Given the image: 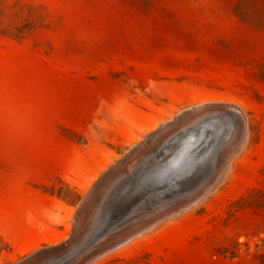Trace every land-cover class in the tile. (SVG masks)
Instances as JSON below:
<instances>
[{
    "label": "rangeland",
    "instance_id": "rangeland-1",
    "mask_svg": "<svg viewBox=\"0 0 264 264\" xmlns=\"http://www.w3.org/2000/svg\"><path fill=\"white\" fill-rule=\"evenodd\" d=\"M213 102L248 119L231 166L91 264H264V0H0V264L63 242L102 173Z\"/></svg>",
    "mask_w": 264,
    "mask_h": 264
},
{
    "label": "bare ground",
    "instance_id": "bare-ground-1",
    "mask_svg": "<svg viewBox=\"0 0 264 264\" xmlns=\"http://www.w3.org/2000/svg\"><path fill=\"white\" fill-rule=\"evenodd\" d=\"M218 107L224 109L225 113L223 116L228 120L230 117L229 114H231L232 111L234 113L242 112L246 117L243 110L236 105L224 102H213L198 106L195 109H192V107L189 109L186 108L181 115L176 117V121L162 122L160 124L161 126H158L159 128L157 127L155 130H152L150 135L143 137L141 142L135 145L123 159L116 161L115 164L97 178L89 190V193L75 209L73 229L63 242L35 251L16 264H63L67 259H73L70 264H85L92 256L95 258L96 256L104 254L108 245H112V250L124 246L127 242H130V240L127 239V236L130 234L136 238L138 236L140 237L146 231V229L142 228L162 219V217L168 215V213L174 210L179 204L187 202V200L184 199L179 200L175 204L169 202V204H166L168 206L166 208L168 209L164 211L158 209L151 213H146V210L143 211L149 203H154L155 206L160 207L161 205L156 202L158 198L165 195V191L171 193L177 190L172 185L167 189L161 188L160 184L157 182L160 180L159 176L161 175L165 178L170 174L172 169H185L188 163L184 162H189L191 160L185 158V152L178 156L175 154L171 159L166 158L168 156H166V153L165 157L162 156L154 161L151 160V158L157 155L166 144L173 141L178 135V132H186L198 122L210 118L208 114H214V112H209V109H217ZM229 124L227 129L232 131L230 137L225 138L230 139L229 143L220 151L216 148L214 150L216 154H210L208 159V161L216 162L217 172L219 173L212 177L213 180L219 176L221 178L223 172L221 175L220 172H226L227 167L231 166L232 159L230 156H233L232 154L235 153L238 144H241L239 148V150H241L246 140H248L247 137L249 132H247V121L243 126L241 121L239 123V121L234 118L233 122ZM244 129H246L244 134L245 138L242 140L240 132L242 133ZM193 137L194 135L191 138ZM187 139L188 138H185V142L182 143L183 147H188L189 140L187 141ZM150 141H153V143L148 144ZM177 145L180 144L177 143ZM200 145L201 143L198 144V146ZM196 148L197 146L190 151L193 152ZM226 152L228 153L225 154ZM173 160L179 162V164L175 168H169L172 166ZM163 181L166 182V180ZM212 181L210 180V182ZM183 184L184 180L181 182L180 187H182ZM208 185V182L205 183L200 192H204L208 188ZM195 195L190 193L189 200H194ZM195 203L196 201L192 202L190 205L192 206ZM118 210H123L130 216V219L126 223L127 227L124 225L116 230L112 226V222L117 212H119ZM122 228L125 229L122 230ZM103 233L105 238H99ZM92 239L96 240L95 243L98 244L93 255L92 253L85 252L86 246H88ZM80 253L81 255L78 256ZM75 257L78 259H74Z\"/></svg>",
    "mask_w": 264,
    "mask_h": 264
},
{
    "label": "water",
    "instance_id": "water-1",
    "mask_svg": "<svg viewBox=\"0 0 264 264\" xmlns=\"http://www.w3.org/2000/svg\"><path fill=\"white\" fill-rule=\"evenodd\" d=\"M209 112H214V114H208L210 118H206L204 121L198 122L197 124H195L194 127L190 128L186 132H181L180 135H177L174 138L175 141L177 140L176 143L180 145H177V144L171 145L173 147L172 149L169 150L170 152L176 149L174 155H172V158L173 156H175V154H177L178 156L179 154H182L183 152H185L184 153L185 158L191 159V160L189 162H184V163H188L185 169L183 168H176V170L172 169L170 174L167 177L164 178L160 175L159 176L160 180H158L157 182L160 184L161 188L167 189L168 187L172 185L177 190L171 193H169L168 191H165L166 194L163 196H160L158 200L156 201L158 204L161 205L160 207L155 206L154 203H149L143 209V211L146 210V213H151L152 211H155L156 209L160 211H164L168 209L166 208L168 207L166 204H169V202L175 204L181 199L187 200V202L179 204L174 210L170 211L168 215H166L165 217H162V219H159L142 229L147 230L153 227L155 224L161 221H164L172 217L173 215L181 212L183 209L191 207L190 204L194 201L198 202L220 178V176L219 177L217 176L218 178H215L214 180L212 179L213 176L218 175L219 173L217 172L218 171V169L216 168L217 165H215L213 168H210L212 162L210 160L208 161L209 156L210 154L212 155L214 153V150L216 148H218L220 151L224 149L225 145L229 143L230 139H225V138L230 137V135H228L229 130L227 128H228V125H230L229 123L233 122L234 118H236V120H238L239 123L241 121L243 126H244V123L247 121V119L242 114V112L234 113L232 111L231 114H229L230 117L228 120L223 116V114L225 113L224 109L220 107H218L217 109H209ZM245 131L246 129H244L242 133L240 132L242 140H244L245 138V135H244ZM193 135L194 137L191 138ZM185 138H188L187 141L189 140L188 147H183L182 145V143L185 142L184 141ZM199 143H201L200 146H198ZM175 145L176 147L177 146L178 147L176 148ZM196 146L197 148L195 151L193 152L190 151ZM240 147H241V144H238L235 152L238 151ZM214 154H216V152ZM162 156H165L164 151L163 152L160 151L157 155L152 157L151 160L154 161L155 159L161 158ZM172 162L173 164L169 168L171 167L175 168L179 164V162H175L174 160ZM222 172L223 171L220 172V175ZM204 177L206 178L204 179ZM163 180H166V182H164ZM183 180H184V184L182 187H180V184ZM210 180L211 181L213 180V181L210 182ZM207 182L209 183L208 188L204 192H200L202 186ZM190 193H193L194 195L196 194L194 197L195 198L194 200H189ZM118 211L119 212H117L112 222V226L116 230H118L121 226H124V225L126 226V223L130 219V216L127 215L123 210H118ZM131 237H133V235L130 234L127 236V239H131ZM99 238H105L104 233ZM95 242L96 240L92 239L90 243L88 244V246H86L85 252L92 253L93 255L94 250L97 248V245H98ZM111 250H112V245H108L106 247V251L104 252V254H106L107 252ZM104 254L100 256H96L95 258H93L94 256H92L91 259L85 264L93 263L94 261H96L98 258L103 256ZM80 255L81 253L78 256ZM76 257L74 259H78ZM71 261H73V259H70V260L67 259V261H65L63 264H70Z\"/></svg>",
    "mask_w": 264,
    "mask_h": 264
}]
</instances>
